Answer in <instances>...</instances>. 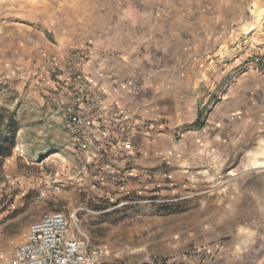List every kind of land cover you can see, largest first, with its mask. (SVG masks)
I'll return each instance as SVG.
<instances>
[{
	"label": "crops",
	"instance_id": "0c3cea01",
	"mask_svg": "<svg viewBox=\"0 0 264 264\" xmlns=\"http://www.w3.org/2000/svg\"><path fill=\"white\" fill-rule=\"evenodd\" d=\"M52 1L0 0V146L7 144V138L13 140L10 154L0 156V186L4 188L8 179L12 188L22 191L15 196L12 209L0 203V216L28 205L26 194L38 186V175L48 179L52 174L34 170L53 162L54 168L49 169L61 177V186L72 184L87 193L80 209L96 204L88 212L100 226H106V232L91 247L108 260L123 255L125 247L129 262L161 255L176 264H240L236 236L222 242L218 233L227 198L222 196V182L211 183L207 169L193 167L201 163L204 151L199 153L174 139L179 126L194 122L199 108L193 75L155 73L145 77L134 94L112 79V75L120 80L126 75L125 57L111 58L108 63L92 53L90 60L74 63L71 43L55 36ZM252 6L245 19L239 15L229 25L235 35L247 34L255 43L264 44V0H252ZM225 18L222 15V22ZM226 29L225 25L222 30ZM75 74L87 80L121 123L107 115L86 132L68 130L74 95L70 78ZM230 92L224 102L242 110L247 103L264 99V75L243 73ZM221 112L222 102L212 108L206 126L198 130L219 125ZM9 119L14 122L12 132L7 128ZM196 134L191 132L190 140ZM121 135L129 147L123 146ZM200 140L206 148L211 139L204 135ZM105 168L127 171L129 179L115 183L101 176ZM148 198L153 201L146 202ZM38 220L33 216L24 220L13 239L18 244L24 241L29 226ZM190 248L210 251L212 259L200 263L188 259L185 252Z\"/></svg>",
	"mask_w": 264,
	"mask_h": 264
},
{
	"label": "rangeland",
	"instance_id": "374dc122",
	"mask_svg": "<svg viewBox=\"0 0 264 264\" xmlns=\"http://www.w3.org/2000/svg\"><path fill=\"white\" fill-rule=\"evenodd\" d=\"M52 3L50 18L56 25L55 36L69 41L71 52L81 53L87 61L92 53L108 63L111 58L125 57L126 75L121 80L112 75V79L130 88V92L137 94L143 79L155 73L192 74L197 114L204 120L201 128L212 108L222 102L219 125L200 131L192 124L179 126L174 139L199 153L204 151L201 163L193 167L207 169L211 183L222 182V196H227L222 204V224L217 226L222 242L236 236L238 262L264 264V99L251 101L242 110L224 102L243 73L264 75V44L255 43L247 34L235 35L229 25L239 15L242 20L249 15L252 0H53ZM224 14L227 21L222 22ZM225 25L226 31L222 30ZM191 132L197 133L193 141L188 136ZM202 134L211 139L206 148L201 144ZM54 164L46 162L42 169L34 170L52 174L48 179L38 175V186L26 194L30 196L28 205L0 216V264H8L12 259L18 245L13 237L19 224L32 216L40 218L48 211L62 212L70 232L85 237L90 246L97 245V237L105 235L106 226H100L88 212L96 204L80 209L87 193L72 184L61 186V177L55 175V169H49ZM7 181L0 189V203L6 202L11 207L22 191L12 188ZM12 217L17 218L7 222ZM123 250L124 254L113 260L103 254L100 264L146 263L147 260L129 262L130 256L125 254L128 250L125 247Z\"/></svg>",
	"mask_w": 264,
	"mask_h": 264
},
{
	"label": "built area",
	"instance_id": "2783aa9c",
	"mask_svg": "<svg viewBox=\"0 0 264 264\" xmlns=\"http://www.w3.org/2000/svg\"><path fill=\"white\" fill-rule=\"evenodd\" d=\"M70 57L76 64L87 61L84 55L78 52H72ZM69 88L74 94L66 125L71 133L86 132L95 123H99L102 116L109 115L114 122L121 123L117 113L101 103L98 94L93 93L88 87L87 80H82L79 74L71 75ZM83 100H87L88 103H83ZM83 104L85 107L82 106ZM120 138L123 146L129 147L128 139L124 135ZM100 174L115 183L129 179L127 171L120 173L110 168L103 169ZM152 201V198L146 199V202ZM131 202H134V199H130ZM5 204L9 205L6 202ZM102 255L99 249L89 245L85 237L70 232L67 217L62 212L48 211L29 226L24 241L13 250L10 264H100ZM185 257L200 263L211 260L212 253L205 249L190 248L185 252ZM145 264L176 263L166 256L151 255Z\"/></svg>",
	"mask_w": 264,
	"mask_h": 264
},
{
	"label": "trees",
	"instance_id": "16d2710c",
	"mask_svg": "<svg viewBox=\"0 0 264 264\" xmlns=\"http://www.w3.org/2000/svg\"><path fill=\"white\" fill-rule=\"evenodd\" d=\"M204 124V120L202 119V115L200 113L197 114L196 120L192 123V127L195 128H201ZM13 127H14V122L9 119L8 123H7V128L10 132L13 131ZM7 144L6 145H1L0 146V156H7L10 154V150L13 146V140H11V138H7Z\"/></svg>",
	"mask_w": 264,
	"mask_h": 264
}]
</instances>
